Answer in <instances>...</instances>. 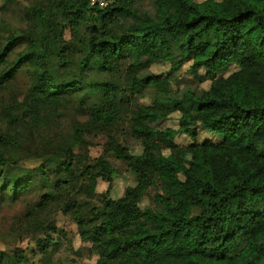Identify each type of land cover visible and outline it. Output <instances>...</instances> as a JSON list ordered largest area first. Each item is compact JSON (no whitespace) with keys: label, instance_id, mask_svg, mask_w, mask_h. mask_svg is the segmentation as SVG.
Instances as JSON below:
<instances>
[{"label":"trees","instance_id":"trees-1","mask_svg":"<svg viewBox=\"0 0 264 264\" xmlns=\"http://www.w3.org/2000/svg\"><path fill=\"white\" fill-rule=\"evenodd\" d=\"M143 1L114 0L99 8L91 0H52L44 9L28 11L32 32L6 39L0 90L23 71L28 84L21 101L11 97L0 108V124L16 125L13 136L0 133V192L16 197L30 185L53 188L40 205L56 204L71 217L81 241L93 245L97 264H264V0H230L227 10L219 9V0H167V7L157 5L158 14L186 37L169 43L156 34L160 23L141 17L150 28L142 49L125 48L120 22L125 13L140 17L136 5ZM213 27L221 29L220 36ZM68 30L73 44L65 39ZM198 45L210 48L207 59L195 58ZM246 52H255L254 59H240L229 75L209 71L217 99L206 90L174 85L186 63L193 62L191 72L198 76L206 64ZM166 61L168 71H152ZM74 97L77 118L68 117L65 125L74 134L36 135L39 127L57 123L64 103ZM158 105L178 116L177 128L168 129L169 145L161 148L146 137ZM201 133L222 139L192 144V159L177 165L172 152L183 146L176 138ZM97 134H107L115 157L135 176L136 184L118 199L108 196L110 186L96 192L105 157L89 156L88 136ZM127 136L140 143V155L131 153ZM218 154L225 163L214 168L210 158ZM19 156L41 167L11 180L5 169L21 163ZM49 156L60 157V163L41 162ZM73 186L90 194V201L74 194L59 201L58 191ZM98 195L102 203H91ZM49 244L47 237L37 250L46 253Z\"/></svg>","mask_w":264,"mask_h":264},{"label":"rangeland","instance_id":"rangeland-1","mask_svg":"<svg viewBox=\"0 0 264 264\" xmlns=\"http://www.w3.org/2000/svg\"><path fill=\"white\" fill-rule=\"evenodd\" d=\"M202 1V0H198ZM52 0H0V49L4 45L7 38L20 33H30L34 30V20L29 17L28 11L33 9H44ZM157 5L160 8L167 7V0H145L137 3L136 9L139 11V16L133 13H125L120 27L125 38L122 40V46L125 48H134L141 50L143 44V36L150 31L149 26H146L141 17L156 20L161 27L156 31V34L167 42H173L177 39H184L186 33L183 30H175L171 27L169 19L165 15H159ZM231 6L230 0H219L218 7L220 10H227ZM161 16V17H160ZM212 33L216 36L221 35L219 27H213ZM65 39L68 43L73 44L75 40L68 30L65 34ZM22 50L21 48L18 51ZM210 48L206 45H198L194 48L195 58L197 60H205L208 58ZM255 52L246 53H231L222 60H217L199 70L198 76L191 72L193 62L186 63L182 68L176 72V79L173 81L176 87L191 86L194 88L206 90L208 94L217 99L220 92L211 85V80L208 77L209 71L215 70L216 76L229 75L242 58L253 60ZM17 53L13 54L11 59L16 57ZM169 70V64L162 63L155 66L152 71L154 73L165 72ZM100 78V76H98ZM28 84V77L23 71L19 74L15 83L11 84L7 89L0 90V108L2 105L8 103L11 97H17L20 101L26 92ZM143 104H150V100L141 99ZM76 98L70 104L64 103L65 109H61V114L57 117V123L52 124L51 127H39L38 133L47 137L54 136L56 132H65V136H72L74 131H68L67 124L69 118H77L76 112ZM157 116L152 119L151 133L146 137L152 142L156 148H161L169 145L170 135L168 129H176L177 114H172L168 109L158 105ZM79 122H85L84 117H78ZM30 122L25 123L21 129L23 132L27 130ZM60 127L62 129L60 130ZM14 122L9 124H0V133L7 131L13 136ZM123 133H126V128H123ZM68 131V132H67ZM121 134L119 141L123 143L125 134ZM107 135V134H105ZM104 134H97L96 136H88V140L92 143L89 146V156L92 159H97L102 156L105 157L104 168L102 169V177L97 181L96 192L98 194L105 193L109 186V197L118 199L123 196L127 187H132L136 184L135 176L128 165L115 157L116 146L113 145L112 140L105 137ZM1 137V135H0ZM13 138V137H12ZM207 138L217 142L220 136L213 137L201 133L196 138H190L185 135H179L176 142L183 146L180 149L172 152L173 160L177 165H183L193 157V149L191 145L194 143H202ZM130 142L129 148L134 155H140L143 151L140 143L133 137H126ZM231 142L233 138H229ZM126 141V140H125ZM108 149V150H107ZM107 150V151H106ZM76 152H81L80 148H76ZM22 161L18 165L10 166L5 169V175L11 180L21 179L30 173H36L33 169L41 167L40 162L25 161L23 156H19ZM61 161L60 157H46L41 162L52 163L57 166ZM225 163L223 155L218 154L210 158V164L214 168H221ZM112 179L109 181V179ZM84 181H81L83 184ZM86 186V185H85ZM80 187V186H79ZM53 188L42 189L40 185L34 187L30 185L19 196H13L10 192H0V261L2 263L10 264H97L98 257L90 243H84L80 239L78 226L71 219L69 215L64 214L59 210V206L40 205L39 201L44 193L53 194ZM77 187H72L68 190L58 191L63 193L59 195L61 198L67 199L71 194L77 195L81 200L90 201L91 195L82 193ZM48 191V192H47ZM69 193V194H68ZM93 204L100 205L102 198L98 195L93 200ZM55 228H51V225ZM50 237V244L46 246V253L38 249L40 241L46 240Z\"/></svg>","mask_w":264,"mask_h":264},{"label":"built area","instance_id":"built-area-1","mask_svg":"<svg viewBox=\"0 0 264 264\" xmlns=\"http://www.w3.org/2000/svg\"><path fill=\"white\" fill-rule=\"evenodd\" d=\"M114 3V0H91L92 6L99 8H107Z\"/></svg>","mask_w":264,"mask_h":264}]
</instances>
